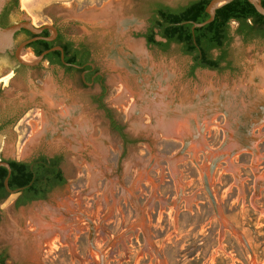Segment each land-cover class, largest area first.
I'll use <instances>...</instances> for the list:
<instances>
[{
	"label": "rangeland",
	"instance_id": "374dc122",
	"mask_svg": "<svg viewBox=\"0 0 264 264\" xmlns=\"http://www.w3.org/2000/svg\"><path fill=\"white\" fill-rule=\"evenodd\" d=\"M190 1L17 0L10 20L64 25L91 49L106 91L97 103L98 84L73 95L80 107H65L61 132L37 140L50 123L35 97L53 74L42 70V85L28 71L1 82L2 157L60 153L67 179L45 201L14 206L11 194L0 206L11 262L264 264V37L245 41L231 21L222 70H193L180 45L145 42L150 4ZM136 42L146 58L132 51ZM7 57L0 54V76Z\"/></svg>",
	"mask_w": 264,
	"mask_h": 264
},
{
	"label": "flooded vegetation",
	"instance_id": "af4514ba",
	"mask_svg": "<svg viewBox=\"0 0 264 264\" xmlns=\"http://www.w3.org/2000/svg\"><path fill=\"white\" fill-rule=\"evenodd\" d=\"M17 4V0H8L0 11V25L3 27L9 26L13 23L22 21L10 20V14ZM52 24L56 27L57 33L53 35L50 28H45L39 33H34L26 28L18 29L13 35L14 46L12 51L7 50L8 62H5V74L0 76V85L2 88L7 85L3 80L10 75L12 78H18L22 73L28 71L35 80H41L39 84H43V78L40 77L42 70H49L53 74L51 82L46 84L44 92L38 94L35 100L41 104L40 108L43 111L45 119L49 120V127L46 126L48 121H45L42 128L41 135L37 140L47 138L50 135H56L61 132L62 126L60 118L64 115L63 110L68 107V110L75 111L79 106L75 102H71L72 96L78 94L79 91H84L87 88L93 87L96 84L100 86V92L93 98L94 103L100 102L101 97L105 94V85L103 83L104 73L96 65L91 58V49L83 44L76 43L72 39V35L65 32L64 25L56 22L44 23L35 26H42ZM37 37V38H36ZM51 37V38H50ZM23 47L22 51L30 50L34 56L44 54L43 59L35 65H25L19 62L16 57L18 47L25 41H28ZM61 47L62 50L59 48ZM13 62L14 64L12 65ZM93 63V65L91 64ZM61 74L63 79H67L70 88L63 90V86L56 76ZM74 91H73V90ZM78 111V110H77ZM73 115L74 113H68ZM37 115V112L34 116ZM121 137H123L122 129L118 125H113ZM17 125L14 126L16 128ZM80 126V125H79ZM85 128V126H84ZM83 129V128H82ZM1 130V121H0ZM77 130V129H76ZM81 133V128L76 131V134ZM72 135V132H68ZM30 135V134H28ZM36 140V141H37ZM32 146H26L25 152L30 151ZM16 153L18 151V146ZM4 150L0 148V151ZM0 160L6 161L10 165V175L8 178V187L5 185V179L8 176V168L4 165L6 172L4 173V185L0 186V206L7 200L8 195L16 194L14 199V206L26 205L34 201H45L49 195L56 190L64 187L66 184V177L62 167L63 157L60 153L46 154L39 152L33 154L30 158L19 159L15 157H0ZM3 175V174H2ZM9 188V189H8ZM19 189L16 192H12ZM7 195L2 198L5 194ZM10 253L7 246L0 244V264H18L17 261H10Z\"/></svg>",
	"mask_w": 264,
	"mask_h": 264
},
{
	"label": "trees",
	"instance_id": "16d2710c",
	"mask_svg": "<svg viewBox=\"0 0 264 264\" xmlns=\"http://www.w3.org/2000/svg\"><path fill=\"white\" fill-rule=\"evenodd\" d=\"M210 0H192L186 5L174 9L162 3L149 5L152 17L151 24L144 37L147 43L166 49L175 43L181 46L182 52L193 59L192 69L197 67L222 70V63H227V43L230 41V22L238 23L235 33L245 41L264 37V16L258 13L248 0H232L217 9L213 21L196 27L184 21L201 22L209 17L206 8ZM264 6V0H261ZM159 35L163 40H157ZM216 49L219 55L213 57L211 51ZM6 169L0 167V186L4 185ZM3 174V175H2ZM7 193L2 197L4 198Z\"/></svg>",
	"mask_w": 264,
	"mask_h": 264
},
{
	"label": "water",
	"instance_id": "95a60500",
	"mask_svg": "<svg viewBox=\"0 0 264 264\" xmlns=\"http://www.w3.org/2000/svg\"><path fill=\"white\" fill-rule=\"evenodd\" d=\"M8 0H0V11L2 9V7L4 6V4L7 2ZM232 0H210L206 11L209 14V17L207 19H205L204 21L201 22H195V21H184L183 23H188L190 22L192 24V32L194 33V29L196 27H202L208 23H210L211 21H213L216 11L218 8H220L221 6H223L226 3L231 2ZM256 9V11L258 13H260L261 15L264 16V6L262 5L261 0H248ZM11 15V14H10ZM26 28L29 29L30 31L34 32V33H39L42 30H44L45 28H50L53 32V35H55L57 33V29L55 26H53L52 24H46V25H42V26H35L33 25L31 22H28L26 20H22L16 23H13L9 26L3 27L0 25V54L1 53H6L7 50L12 51L13 46H14V41H13V35L14 33L20 29V28ZM37 38V37H36ZM51 38V37H50ZM160 39H162L160 37ZM25 41L23 42L17 49L16 52V57L19 60L20 63L25 64V65H35L37 64L39 61H41L43 59L44 54L38 55V56H34L31 59H24L21 56V52H22V47L29 42ZM145 42L147 43V40L145 39ZM61 50L62 48L59 47ZM93 65V63H91ZM158 75L160 73H157ZM141 100L139 97L136 96L135 101L132 105V107L130 108V116L135 115L138 113V106L140 105ZM0 121H1V117H0ZM0 148H2V144H1V130H0ZM0 157H2V151H0ZM4 165L8 168V176L5 179V185L8 187V178L10 175V165L8 162L0 160V166ZM9 189V188H8ZM19 189H15L12 192H16ZM92 231H93V226H92Z\"/></svg>",
	"mask_w": 264,
	"mask_h": 264
},
{
	"label": "bare ground",
	"instance_id": "6f19581e",
	"mask_svg": "<svg viewBox=\"0 0 264 264\" xmlns=\"http://www.w3.org/2000/svg\"><path fill=\"white\" fill-rule=\"evenodd\" d=\"M132 51L138 55L140 58H146V53H145V49H143V46L141 44V42H136L133 44V49ZM21 56L24 58V59H30L33 57V53L28 49V52H24L23 55L21 54ZM137 59V57H135V60ZM258 78L260 81H263L264 80V77H262L260 74L258 75ZM127 87V86H126ZM128 88V87H127ZM126 88V89H127ZM130 92V90H128ZM168 92V91H167ZM79 121L76 122V129L78 130L79 129ZM81 128V127H80ZM178 127H172V126H169L168 124H164L163 127H161V130L164 132V134L166 135H173L175 136V130H177ZM183 136H180V138H182ZM42 222V221H41ZM40 222V224H41ZM64 236V235H63ZM62 240V239H61Z\"/></svg>",
	"mask_w": 264,
	"mask_h": 264
}]
</instances>
